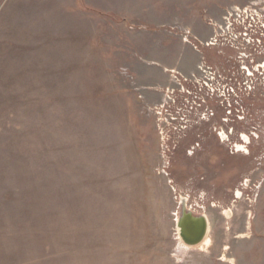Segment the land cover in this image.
<instances>
[{"label": "rangeland", "instance_id": "rangeland-1", "mask_svg": "<svg viewBox=\"0 0 264 264\" xmlns=\"http://www.w3.org/2000/svg\"><path fill=\"white\" fill-rule=\"evenodd\" d=\"M256 2L0 0V264H264V157H231L257 187L207 205L206 239L186 245L175 215L182 190L210 183L164 172L171 158L148 109L164 92L149 100L131 63L146 68V45L184 40L185 30L197 37ZM167 46L173 58L184 53ZM259 98L245 102L240 131L264 123ZM213 157L212 166L224 160Z\"/></svg>", "mask_w": 264, "mask_h": 264}, {"label": "built area", "instance_id": "built-area-1", "mask_svg": "<svg viewBox=\"0 0 264 264\" xmlns=\"http://www.w3.org/2000/svg\"><path fill=\"white\" fill-rule=\"evenodd\" d=\"M210 23L213 33L208 40L189 38V31L184 37L201 54L196 70L191 74L171 70L174 85L164 88L162 102L148 108L156 118L168 159L170 146L177 144L189 128L210 124L218 116L222 122L212 124L214 128L242 124L249 119L245 102L254 95L264 98V2L234 6L220 21ZM205 48H215L224 60L211 63ZM231 131L218 128L222 142L230 143ZM164 172L169 175V171ZM186 197L192 203L189 194ZM179 212L180 204L176 220Z\"/></svg>", "mask_w": 264, "mask_h": 264}, {"label": "flooded vegetation", "instance_id": "flooded-vegetation-1", "mask_svg": "<svg viewBox=\"0 0 264 264\" xmlns=\"http://www.w3.org/2000/svg\"><path fill=\"white\" fill-rule=\"evenodd\" d=\"M219 117L220 116H218V118ZM219 125H222L219 127H222L224 131L229 132L230 130H232V135L229 137L230 143L221 141L218 134L219 127L214 128L211 123L189 128L183 134V137L179 140V142L177 144L174 143L171 146V162L169 163V174L177 175L179 178H194L196 179V184H198L201 180L209 181L210 183V186H207L209 189L208 192L200 190L199 186L195 185V183L194 185L196 187L182 190V192H185L186 195L189 194L192 203L188 202L189 200L186 201L187 197L182 196L183 198L182 200H180V212L177 221L182 214V201L185 200L186 208L192 213L205 214L207 216L210 228V218L208 217L207 213V205L221 207V202H223V204H228L230 200H234L233 197L235 196L236 198H242L246 191H249L247 192L249 196L250 192H253L254 187H257V180L256 182L253 181V183L251 179H249L247 183L241 181V179H243L245 175L240 169V163H237L232 159L233 156L238 153L250 156L258 152L259 154L261 153V158L264 157V123H257V125L253 124L251 126H248L247 128H240L244 131H240L237 128V125ZM212 137H215V140L220 143L221 147L219 152H221V155H215L216 153L214 152H217L218 149L211 148L209 145H207V143L214 139ZM245 137H247V139ZM235 142L236 144L234 145ZM213 156L215 158L221 156L224 160H221L220 162L215 163V165L212 166V164H210V162L207 163L206 160L209 158L211 159ZM254 156L255 158L257 157L256 155ZM174 158L175 160L173 161ZM176 160L184 164L176 166ZM192 163L193 165H189ZM175 167L176 169H174ZM190 167H193L195 169L189 170ZM212 168H214L215 170L214 174L209 171L210 169L212 170ZM203 192L205 195H209L207 199L201 197ZM218 195H223L224 197L218 199L215 197ZM212 199H215L216 201ZM208 232L209 229L207 231V234Z\"/></svg>", "mask_w": 264, "mask_h": 264}, {"label": "crops", "instance_id": "crops-1", "mask_svg": "<svg viewBox=\"0 0 264 264\" xmlns=\"http://www.w3.org/2000/svg\"><path fill=\"white\" fill-rule=\"evenodd\" d=\"M188 32V30H185ZM190 31V30H189ZM200 38V40L210 37L213 33L212 26L202 28L195 32ZM181 46L184 49V53H180L177 58H173L170 52L165 53V47ZM146 45L145 48L140 49V53L143 56L150 57L148 61L149 66L142 67L137 66L131 60L132 66L136 69L139 74V81L141 86L145 88L144 95L151 101H160L162 99L164 88L171 84V78L169 75V70L182 71L184 73H190L194 71L201 59V54L194 50L185 40H171L162 45L154 44ZM155 46V47H154ZM166 47V48H167ZM170 50V49H169ZM228 50V49H227ZM230 51V50H228ZM157 53L161 54L158 55ZM204 53L213 62H217L220 57L215 50L212 48H205ZM151 63V64H149ZM160 64V66L158 65ZM262 100H260L261 102Z\"/></svg>", "mask_w": 264, "mask_h": 264}, {"label": "water", "instance_id": "water-1", "mask_svg": "<svg viewBox=\"0 0 264 264\" xmlns=\"http://www.w3.org/2000/svg\"><path fill=\"white\" fill-rule=\"evenodd\" d=\"M182 214L177 221L179 235L185 244L197 246L202 243L209 229V220L205 214H194L186 208V201H182Z\"/></svg>", "mask_w": 264, "mask_h": 264}, {"label": "bare ground", "instance_id": "bare-ground-1", "mask_svg": "<svg viewBox=\"0 0 264 264\" xmlns=\"http://www.w3.org/2000/svg\"><path fill=\"white\" fill-rule=\"evenodd\" d=\"M246 139H247V137H245ZM181 238V237H180ZM182 239V238H181ZM205 239H206V237H205ZM204 239V240H205ZM183 241V240H182ZM184 242V241H183ZM185 243V242H184ZM201 244V243H200ZM187 245V244H186ZM188 246H190V245H188ZM198 246V245H197ZM191 247H195V246H191Z\"/></svg>", "mask_w": 264, "mask_h": 264}]
</instances>
